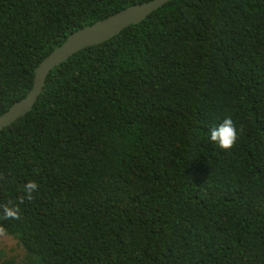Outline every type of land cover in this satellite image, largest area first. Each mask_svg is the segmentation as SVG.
<instances>
[{"label": "trees", "instance_id": "trees-1", "mask_svg": "<svg viewBox=\"0 0 264 264\" xmlns=\"http://www.w3.org/2000/svg\"><path fill=\"white\" fill-rule=\"evenodd\" d=\"M145 1L0 0V114L73 31ZM0 226V264H264V0H170L56 66L0 131Z\"/></svg>", "mask_w": 264, "mask_h": 264}, {"label": "water", "instance_id": "water-1", "mask_svg": "<svg viewBox=\"0 0 264 264\" xmlns=\"http://www.w3.org/2000/svg\"><path fill=\"white\" fill-rule=\"evenodd\" d=\"M168 1L170 0H149L134 4L73 31L62 44L35 67L33 85L29 92L0 114V131L33 109L46 85L49 74L56 66L67 61L82 49L115 37L129 25L144 20Z\"/></svg>", "mask_w": 264, "mask_h": 264}, {"label": "clouds", "instance_id": "clouds-1", "mask_svg": "<svg viewBox=\"0 0 264 264\" xmlns=\"http://www.w3.org/2000/svg\"><path fill=\"white\" fill-rule=\"evenodd\" d=\"M208 136H209V140L212 143L217 144L221 149L229 150L235 145L238 139V132L234 124V121L230 117H226L223 120V122L220 123L218 126L209 129ZM38 187L39 186L36 181L34 180L28 181L24 185V189H23L25 195L20 197L18 204H13L10 201L8 204L2 206L3 219L19 220L21 218V209L19 205L24 203L25 198L27 200H32L34 198L33 193L38 191ZM0 231H3L2 226H0ZM16 239L18 240V238ZM18 242L20 241L18 240Z\"/></svg>", "mask_w": 264, "mask_h": 264}, {"label": "rangeland", "instance_id": "rangeland-1", "mask_svg": "<svg viewBox=\"0 0 264 264\" xmlns=\"http://www.w3.org/2000/svg\"><path fill=\"white\" fill-rule=\"evenodd\" d=\"M0 243H5V245L8 248L12 247V248L19 249L18 240L12 236H7V235L0 233ZM15 254H16L15 251L10 252V255H15ZM0 260H1V258H0Z\"/></svg>", "mask_w": 264, "mask_h": 264}]
</instances>
